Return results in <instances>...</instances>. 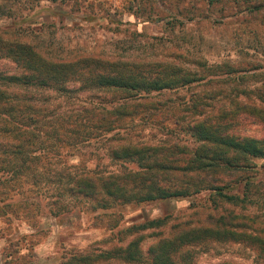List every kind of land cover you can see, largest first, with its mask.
Returning <instances> with one entry per match:
<instances>
[{
	"label": "rangeland",
	"instance_id": "1",
	"mask_svg": "<svg viewBox=\"0 0 264 264\" xmlns=\"http://www.w3.org/2000/svg\"><path fill=\"white\" fill-rule=\"evenodd\" d=\"M1 8L24 16L18 21L0 20L2 31L14 23L6 37L28 41L49 60L96 57L135 63L147 73L155 72L161 63L176 64L201 81L126 100L127 93L87 86L82 80L65 84L64 95L41 88H14L46 115L39 125L46 158L38 166L29 160L18 173L0 174V264L68 260L83 264L79 256L127 246L134 240L146 253L180 227L205 223L212 214L262 215L253 205L234 206L206 192L193 198L105 209L85 201L77 211L54 217L48 213L54 206L46 204L53 202L52 193L43 191L52 188L54 181L47 177L37 185L30 175L20 173L36 167L52 177L82 171L106 177L138 170L139 164L111 157L113 148L176 142L192 148L183 127L211 115L234 125V133L264 138V125L253 115L233 114L236 103L264 108V0H0ZM0 74L20 75L21 70L10 60L0 59ZM85 109H95L98 117L92 124H76V115ZM113 109H121L123 119L115 126L106 123L100 134V113ZM223 110L230 114L223 116ZM66 112L74 115L67 122ZM105 115L110 121L117 116ZM88 130L94 135L86 140ZM6 156L0 151V163L7 165ZM37 190H42L40 195ZM37 195L42 198L40 206L34 204ZM158 220L162 221L159 226H151ZM195 250L196 264H262L255 250L235 242H208ZM93 264L128 263L98 260Z\"/></svg>",
	"mask_w": 264,
	"mask_h": 264
},
{
	"label": "trees",
	"instance_id": "2",
	"mask_svg": "<svg viewBox=\"0 0 264 264\" xmlns=\"http://www.w3.org/2000/svg\"><path fill=\"white\" fill-rule=\"evenodd\" d=\"M5 17L18 21L24 16L20 11L6 12L1 8L0 20ZM12 25L5 31L0 28V59H8L16 64L21 74H0V151L7 154L8 161L7 165L0 163V174L11 171L18 173L19 168L29 160L38 166L46 158L39 128L46 115H42L40 107L25 102L27 98L14 88L33 87L62 94L63 86L69 81L82 80L87 86L127 93L130 96L124 98L126 100L140 96V93L188 88L201 81L195 73L184 72L176 64L161 63L155 72L147 73L135 63L96 57L55 62L45 58L28 41L6 37ZM96 112L95 109L81 111L76 115V124H92L96 120ZM120 112L121 109H113L100 113L103 116L100 117V134L106 123L118 125L123 119ZM243 113L253 115L264 125V108L256 104L236 103L233 114ZM105 114L117 116L110 121L105 118ZM222 114L230 113L223 110ZM215 117L211 115L202 121L194 120L186 128L183 127L184 132L190 134L188 140H192V148L179 142L172 145L162 143L159 146L124 145L119 149L113 148L111 157L139 164L138 170L113 173L106 177L91 171L55 173L54 180L49 174L40 173L36 167L31 168L30 173L20 174L30 175L37 185L46 182L47 177L49 182L54 181L52 188L43 190L52 193L50 198L54 199L53 202L46 204L54 206L48 210L54 217L77 211L85 201H94V208L105 209L117 205L193 198L206 192L225 203L234 206L253 205L262 211V215H238L234 211L218 216L212 214L205 223L180 227L177 232L149 246L146 253L141 250L140 241L134 240L127 246L79 256L83 264H93L98 260H120L128 264H196L195 248L208 242L243 244L255 250L264 264V163H257L264 161V138L234 133V125ZM63 118L67 122L74 115L66 112ZM33 125L35 127L31 128ZM86 134L84 137L89 140L94 131L88 130ZM10 155L12 161H9ZM253 172L255 175H251ZM40 192L42 190L36 191L38 195ZM38 195L34 196V204L40 206L42 198ZM161 223V220L151 222V226ZM61 264H73V261Z\"/></svg>",
	"mask_w": 264,
	"mask_h": 264
}]
</instances>
